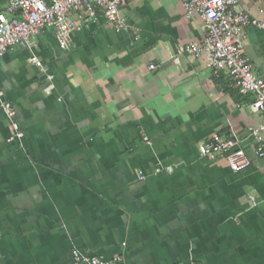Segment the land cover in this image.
I'll list each match as a JSON object with an SVG mask.
<instances>
[{
  "label": "crops",
  "instance_id": "crops-1",
  "mask_svg": "<svg viewBox=\"0 0 264 264\" xmlns=\"http://www.w3.org/2000/svg\"><path fill=\"white\" fill-rule=\"evenodd\" d=\"M239 8L264 19V0ZM123 11L129 30L85 19L63 49L45 26L0 58L25 132L8 139L0 102V264H71L76 249L119 254L117 264H264L253 94L182 52L202 37L185 0H127ZM244 45L260 72L264 28L248 26ZM214 135L237 139L251 163L204 155Z\"/></svg>",
  "mask_w": 264,
  "mask_h": 264
},
{
  "label": "built area",
  "instance_id": "built-area-1",
  "mask_svg": "<svg viewBox=\"0 0 264 264\" xmlns=\"http://www.w3.org/2000/svg\"><path fill=\"white\" fill-rule=\"evenodd\" d=\"M1 1V0H0ZM0 10V58L15 44L25 43L45 26L56 28L58 44L63 49L71 46L73 32L83 25V21L97 20L105 16L110 24L118 30H129L132 23L123 11L127 0H6ZM240 0H185L188 16L199 14L202 19V37L198 41L180 46L182 52L195 57H203L206 66L212 70L227 71L237 82L244 93L253 94L251 109L261 114V122L251 127L255 150L264 156V68L255 70L251 59L245 54V38L248 26L264 28V19L252 16L239 8ZM77 12L81 19H75ZM84 17V18H83ZM37 66H43L42 60L32 56ZM151 67H155L152 63ZM47 91L55 87L54 73H49ZM0 102L10 120L14 132L9 140L24 138L25 132L17 119L18 109L11 100L4 97L0 89ZM151 142V141H150ZM200 151L215 158L218 154L227 153L231 167L241 170L251 163L245 149L235 138H222L214 135L200 142ZM170 169L171 166L167 165ZM252 199L255 201L254 196ZM122 259L116 254L108 257L105 254L74 250L71 264H117ZM147 264V263H143ZM182 264H199L196 261Z\"/></svg>",
  "mask_w": 264,
  "mask_h": 264
},
{
  "label": "trees",
  "instance_id": "trees-1",
  "mask_svg": "<svg viewBox=\"0 0 264 264\" xmlns=\"http://www.w3.org/2000/svg\"><path fill=\"white\" fill-rule=\"evenodd\" d=\"M49 1V0H48Z\"/></svg>",
  "mask_w": 264,
  "mask_h": 264
}]
</instances>
